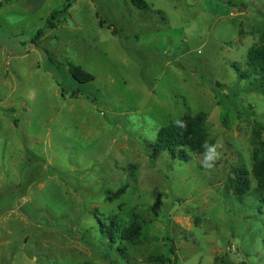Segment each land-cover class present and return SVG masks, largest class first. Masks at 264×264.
Segmentation results:
<instances>
[{
	"label": "rangeland",
	"instance_id": "obj_1",
	"mask_svg": "<svg viewBox=\"0 0 264 264\" xmlns=\"http://www.w3.org/2000/svg\"><path fill=\"white\" fill-rule=\"evenodd\" d=\"M144 1L75 0L54 29L65 0L0 9V264H264V87L242 76L264 0ZM185 116L223 144L211 171L156 148Z\"/></svg>",
	"mask_w": 264,
	"mask_h": 264
},
{
	"label": "trees",
	"instance_id": "obj_2",
	"mask_svg": "<svg viewBox=\"0 0 264 264\" xmlns=\"http://www.w3.org/2000/svg\"><path fill=\"white\" fill-rule=\"evenodd\" d=\"M9 1L10 0L0 1V8ZM74 1L75 0H65V4L63 5L62 9L59 11H54L50 15V18L47 21V28L54 29V25L50 22V20H57L61 15L67 14ZM129 1L139 10H146L148 8V5L144 0ZM70 75L77 83L81 85H85L94 81L93 76L90 73L84 71L81 67L72 66L70 68ZM242 76H244V78H253L259 84V86L264 87V55H253L247 64L245 73H243ZM181 120L186 122V127L183 129L177 128L174 124H170L159 129L156 135V148L160 152L167 151L172 157L186 162L188 156L184 149H188V151L195 154H202L204 152L202 145L205 141H207V139L204 129L198 126L194 119L185 116ZM260 131L261 129L255 130L252 134V144L258 147L262 156L260 158H254L251 175L256 183L255 186L257 190L261 193H264V142L261 140ZM177 148L178 152L176 153L175 151ZM234 176L235 178L232 181V192L239 198L243 197L249 192L251 183L246 178L244 169H235ZM139 235V226L135 225L132 235L133 239L136 240ZM148 260L159 264H166L169 262L162 257L156 256H150Z\"/></svg>",
	"mask_w": 264,
	"mask_h": 264
},
{
	"label": "clouds",
	"instance_id": "obj_3",
	"mask_svg": "<svg viewBox=\"0 0 264 264\" xmlns=\"http://www.w3.org/2000/svg\"><path fill=\"white\" fill-rule=\"evenodd\" d=\"M174 125L177 128L183 129L186 127V122L183 120H175ZM204 152H203V159L200 161V166L203 170L211 171L216 168L219 161L223 159V155L221 149L223 148V144L219 141L215 143H208L207 141L204 142L202 145Z\"/></svg>",
	"mask_w": 264,
	"mask_h": 264
},
{
	"label": "crops",
	"instance_id": "obj_4",
	"mask_svg": "<svg viewBox=\"0 0 264 264\" xmlns=\"http://www.w3.org/2000/svg\"><path fill=\"white\" fill-rule=\"evenodd\" d=\"M2 1H3V0H2ZM5 4H6V3H5ZM5 4H4V5H5ZM1 8H2V7H1ZM1 8H0V9H1Z\"/></svg>",
	"mask_w": 264,
	"mask_h": 264
}]
</instances>
